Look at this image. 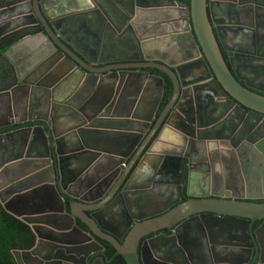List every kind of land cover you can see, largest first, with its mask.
<instances>
[{"label":"water","instance_id":"water-1","mask_svg":"<svg viewBox=\"0 0 264 264\" xmlns=\"http://www.w3.org/2000/svg\"><path fill=\"white\" fill-rule=\"evenodd\" d=\"M68 3L0 0V137H19L0 149V202L36 236L15 258L86 264L103 250L97 237L126 264H264L256 16L239 23L234 0ZM235 26L251 31L255 51L237 61L224 44ZM158 72L172 98L157 118Z\"/></svg>","mask_w":264,"mask_h":264},{"label":"flooded vegetation","instance_id":"flooded-vegetation-1","mask_svg":"<svg viewBox=\"0 0 264 264\" xmlns=\"http://www.w3.org/2000/svg\"><path fill=\"white\" fill-rule=\"evenodd\" d=\"M239 7H234L235 10L237 11H240L241 14L243 15V18H239L237 21L239 23H243L244 25H250L252 22H251V18H252V15H255L256 16V22H257V26H258V34H257V54L258 56H262L264 55V0H234ZM241 26H235L234 28L231 29L230 31V42H231V45H225L226 47H229V48H232V49H235L238 52V56L236 57V61L239 60V55L242 54L243 52H247V53H251L253 54L255 51L254 49L252 48V46H249V44L251 45L252 43V40H251V37L250 35L252 36V39L254 41V38H253V35L251 33V31L247 30V29H242L240 28ZM225 44V42H224ZM225 55L227 56V53L225 51ZM231 55V54H230ZM248 60V56L246 57H243V60H241L240 64H241V69H239V72L242 74V76L244 77H249V74L247 72V70L243 67V64H244V61ZM253 61L256 62L255 66H256V70L255 72L258 73V75L262 74L264 72V61H262V59L260 58H255ZM97 67V69H101V68H105L106 66L105 65H95ZM153 70L152 73H156L157 74V70L155 69H151ZM159 76H164L165 78V87H164V93H163V98H162V101L161 103L163 102V99L165 97V88H166V84L168 81H170L168 79L167 76L165 75H161V73H159ZM260 77V76H259ZM259 77L258 78H255L254 76L251 77V80H250V83L253 85V90L256 91V92H259L261 94H264V81H262L263 79L259 80ZM247 81H248V78H247ZM242 84L245 85L246 83L244 81H242ZM172 98V93H171V96H170V99L168 101V103L170 102ZM226 101H223V103H225ZM160 103V104H161ZM167 103V104H168ZM167 106V105H166ZM165 106V107H166ZM164 107V109H165ZM159 108H160V105H159ZM159 108L156 112V117L158 118L161 113L163 112V110L159 113ZM103 112V110H101L99 112L98 115H95L93 119H96L98 116H100V114ZM97 124H103L104 122H102V120H97L96 122ZM155 126V122H151V125L149 126V128L147 129V133L144 134L143 136V139L142 141L144 142V140L148 137V135L150 134V132L152 131V129L154 128ZM156 138V135L154 136L153 138V141L154 139ZM240 149L241 151H249V149L246 148V146H243L241 145L240 146ZM137 149L131 154L130 157L126 158L125 160V163L124 164H120L118 168H120L121 170V174L124 172L125 169H127L128 165L130 164V161L135 158V155L137 153ZM251 152V151H250ZM147 153V149L142 153L141 156H144L145 154ZM138 166V161L135 163V168ZM142 173H145L146 175H148L147 171L145 169H143L141 171ZM73 192H76V190H72ZM119 199V198H118ZM188 199V196L181 191V201H185ZM117 202V201H116ZM65 204H66V209L68 210L70 207H72L71 203L68 202V201H65ZM152 207V206H151ZM153 208V207H152ZM115 208L111 207L109 208V213L112 215L114 212H112V210H114ZM118 210V209H117ZM89 214L91 213L90 211H88ZM146 212V211H144ZM261 222H256L255 223V228L257 226L260 225ZM76 224L83 230H85V232H87V226H85L80 220H77L76 221ZM118 229H121V228H118ZM118 229H115L117 231V233H120L121 231L118 230ZM162 233H165L167 235L171 234L170 230L168 229H165L163 231H161ZM153 233L150 234V235H147V237L143 238L142 242H141V245L140 247L142 246L143 242L145 239L147 238H150V237H153ZM94 239H96L103 247V250L100 252V253H96L95 256L93 257H89L87 260H86V264H113V260H114V256L115 255H118V254H114V256L112 258L108 257L107 253H106V249H110V248H114V246L112 244H110L108 241L104 240V239H100V238H97V237H94ZM120 242L123 241V238L122 239H119ZM35 245V244H34ZM199 249V247L197 248V250ZM116 252V250H115ZM15 254V252H14ZM197 254V253H196ZM17 258L18 260H20V264H38L36 261L34 260H28L26 263L24 262L23 259L20 258L19 254L16 256V261H17ZM195 263L197 264H202L201 261L199 260V258H194L193 259Z\"/></svg>","mask_w":264,"mask_h":264},{"label":"trees","instance_id":"trees-1","mask_svg":"<svg viewBox=\"0 0 264 264\" xmlns=\"http://www.w3.org/2000/svg\"><path fill=\"white\" fill-rule=\"evenodd\" d=\"M190 3V0H184ZM172 84L167 82L165 97L160 104L159 113L167 105L171 96ZM5 131V130H4ZM36 242V236L31 226L19 217L5 210L0 202V264H17L14 251L31 249ZM108 257L114 256L115 249H106ZM113 264H126L122 255H115Z\"/></svg>","mask_w":264,"mask_h":264},{"label":"crops","instance_id":"crops-1","mask_svg":"<svg viewBox=\"0 0 264 264\" xmlns=\"http://www.w3.org/2000/svg\"><path fill=\"white\" fill-rule=\"evenodd\" d=\"M68 1L69 0H67V5L70 6ZM77 27L79 29H84V33L86 34L87 33V18L85 17V19H81L80 22L78 23ZM81 35H83V34H81ZM229 44L231 45L230 40L225 41V45H229ZM117 53L118 54H122L124 52L122 50H118ZM124 54L127 55L128 53H124ZM0 61L3 62L4 64H6L3 59H0ZM44 103H46V102H44ZM9 130H10V128L8 130H5V131H9ZM16 138L18 139L19 137L18 136L17 137H7V138H4V139H2V137H0V149L3 148V147H5L7 149L10 148L14 144V141L16 140ZM87 140H89V139L87 138ZM87 144L91 145L92 142L89 140V141H87ZM98 146H100V145H98ZM146 209H147V211H154V209L152 210V207L151 206L149 207V205H148V207Z\"/></svg>","mask_w":264,"mask_h":264}]
</instances>
